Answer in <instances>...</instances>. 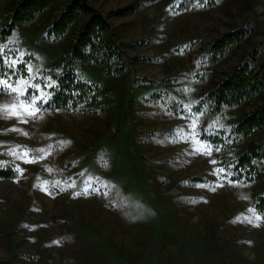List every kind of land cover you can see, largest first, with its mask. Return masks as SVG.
<instances>
[{
    "label": "rangeland",
    "instance_id": "obj_1",
    "mask_svg": "<svg viewBox=\"0 0 264 264\" xmlns=\"http://www.w3.org/2000/svg\"><path fill=\"white\" fill-rule=\"evenodd\" d=\"M15 1L0 0V57L24 61L27 74L0 80L27 84L22 94L0 88V106L34 101L38 112L0 113V167L18 172L0 177V264H264L253 203L264 178H231L236 155L264 139L232 125L261 99L195 108L248 52L264 59V2L89 0L122 53L108 65L73 64L100 99L67 110L42 106L54 79L44 71L66 69L81 21L49 34L67 1L57 0L3 32ZM237 27L244 37L206 62L202 44Z\"/></svg>",
    "mask_w": 264,
    "mask_h": 264
},
{
    "label": "trees",
    "instance_id": "obj_2",
    "mask_svg": "<svg viewBox=\"0 0 264 264\" xmlns=\"http://www.w3.org/2000/svg\"><path fill=\"white\" fill-rule=\"evenodd\" d=\"M56 1H15L10 10V21L7 28H3V32H9L16 23H25L34 19L38 13ZM199 1L210 3L214 0ZM76 21H81V24L71 40L68 58L63 62L66 69L62 73L53 69L44 71L54 78L42 90L44 107L76 110L79 105L83 108L81 104L86 101H98L99 86L78 78L73 71V64L80 60L108 65L113 56H121L122 52L115 44L108 19L89 0H67L52 20L48 32L53 36L63 35ZM245 32L244 27H237L220 33L211 41L204 42L202 45L208 55L204 60L206 62L217 60L224 50L240 41ZM260 44H262L260 49L263 50L264 37L260 40ZM258 51L253 49L248 52L249 56L246 59L234 64L223 77L215 80L195 105L198 109L208 105L212 111L218 112L226 105L249 103L260 98L259 103L246 111L232 125V131L243 136L264 130V59L257 56ZM8 73H13V78L26 75V63L18 61L14 64L11 60L0 57V77ZM199 131L203 138L211 142H217L216 139L220 138L203 130ZM259 159H264V139L250 141L247 147L236 155L231 178H264V170L259 167L260 162L256 163ZM17 173V168L12 162L0 167V177H15ZM254 198L255 208L264 216V189Z\"/></svg>",
    "mask_w": 264,
    "mask_h": 264
},
{
    "label": "snow or ice",
    "instance_id": "obj_3",
    "mask_svg": "<svg viewBox=\"0 0 264 264\" xmlns=\"http://www.w3.org/2000/svg\"><path fill=\"white\" fill-rule=\"evenodd\" d=\"M26 84L27 81L21 80L15 87H13L8 83L7 80H0V88L14 93L22 94L24 91V85ZM35 99H39V97H36ZM37 112L38 109L35 107L34 101L29 103L20 101L19 103H13L11 105L0 106V113H3L7 116H16L18 118L21 116H35ZM24 155L27 156V153H25ZM257 219H259V217Z\"/></svg>",
    "mask_w": 264,
    "mask_h": 264
}]
</instances>
